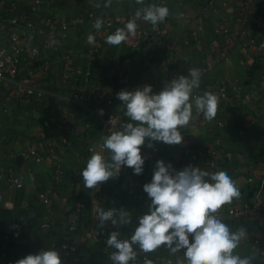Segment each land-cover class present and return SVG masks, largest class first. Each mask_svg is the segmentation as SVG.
<instances>
[{
  "label": "crops",
  "instance_id": "1",
  "mask_svg": "<svg viewBox=\"0 0 264 264\" xmlns=\"http://www.w3.org/2000/svg\"><path fill=\"white\" fill-rule=\"evenodd\" d=\"M33 1L0 0V48L13 34L19 35L18 83L32 92L28 97H18L14 80L0 79V247L7 223L14 221L17 225L5 256L0 254V264H15L29 254L48 249L62 257L60 244L64 241L78 244L83 264H112L109 255L114 249L106 243L110 233L119 231L121 239L130 238L138 217L147 212L151 201L143 191L142 180L126 166L99 189L84 187L80 173L92 154L86 147L90 144L99 151L100 137L111 129L95 109L114 98L107 113L120 117L113 130H121V125L130 121L123 115L122 102L114 97L119 86L134 91L151 85L158 93L167 81L178 77L175 72L184 62L211 58L216 64L201 80V90L218 97L216 117L211 122L201 121L193 112L195 119L180 129L181 144L153 142L154 147L144 146L141 152L145 157L158 148L156 161L170 163L177 171L191 165L210 173L227 172L241 196L222 207L221 219L233 231L245 227L248 236L237 251L255 253L252 241L264 234V210L254 211L242 221L227 213L258 194V173L264 158V50L244 52L231 35L240 24L238 12L243 0H145V5L167 6L169 16L155 29L138 20L137 30L143 40L137 48H133L130 37L119 46L106 43V37L125 26L128 16L141 7L135 0H112L107 8V0H44L36 12L32 11ZM250 6L255 19L253 33L264 38L259 25L264 21V0H251ZM87 8L109 17L114 27L95 32L84 15ZM89 34L94 37L92 43L87 41ZM77 90L80 102L74 99ZM221 91L227 93V101L219 100ZM219 118L225 122L224 128L219 126ZM44 121L49 123L48 128L42 126ZM76 126H89L90 139L76 136ZM201 147L215 148L217 153L193 160L192 155ZM29 149H36L32 156L27 155ZM104 154L108 155L106 151ZM18 155L23 157L19 166L15 161ZM37 157L43 158L39 164L35 162ZM14 172L23 177L21 189L10 185ZM45 190L49 192L48 204L39 198ZM7 202L13 204V210L4 209ZM79 203H85L88 211L79 216L77 230L70 232ZM97 208L126 210L132 224L108 222L99 227ZM44 224L48 227H42ZM97 234L106 241L96 242ZM260 250L264 251V246ZM139 254L137 264H142ZM147 254L153 264H179L183 258L182 252L171 255L165 248ZM254 264H264V255Z\"/></svg>",
  "mask_w": 264,
  "mask_h": 264
},
{
  "label": "clouds",
  "instance_id": "2",
  "mask_svg": "<svg viewBox=\"0 0 264 264\" xmlns=\"http://www.w3.org/2000/svg\"><path fill=\"white\" fill-rule=\"evenodd\" d=\"M135 3L141 7L123 28L106 37L107 44L119 46L134 36L138 20L155 29L169 16L167 6L145 5V0H135ZM111 4L112 0H107L104 7ZM103 23L97 18L92 27L100 30ZM87 41L92 43L93 35L89 34ZM201 77L198 68H189L188 75L167 81L158 93L153 92L151 85L117 93L123 115L130 122L123 123L121 130H113L114 121L110 120L109 134L100 137V150H90L92 154L80 173L84 187L99 189L101 184L118 177L125 166L132 168L136 175L142 174L146 159L142 147L152 148L153 142L181 144L180 129L195 119L194 110L196 115L203 114L211 122L216 117L219 101L211 92L195 94L201 86ZM143 191L151 203L147 212L138 217L130 238L121 239L119 231H112L106 241L114 249L109 255L112 264H137L138 251L147 254L161 248L171 255L182 252L179 264H254L264 255L259 249L248 255L238 252L242 241L247 239V229L241 226L233 231L221 219L222 207L241 196L227 172L210 173L191 165L177 171L170 163L166 165L163 160H157L151 182L143 185ZM96 213L99 227L108 222L121 226L132 224L130 213L123 209L97 208ZM15 264H62V260L58 251L48 249L29 254ZM143 264H153V261L144 259Z\"/></svg>",
  "mask_w": 264,
  "mask_h": 264
},
{
  "label": "built area",
  "instance_id": "3",
  "mask_svg": "<svg viewBox=\"0 0 264 264\" xmlns=\"http://www.w3.org/2000/svg\"><path fill=\"white\" fill-rule=\"evenodd\" d=\"M44 0H34L33 1V12H36L37 9H39ZM89 1H95V0H89ZM250 1L251 0H243L239 12H238V18L240 19V24L239 26L232 31V37L234 38L235 41H238L241 46L242 50L245 52L248 49L250 50H264V38H260L257 35L253 33L252 30V23H254V16L251 10L250 6ZM135 11V10H134ZM134 11L128 16V20L132 19L134 17ZM84 15L87 17V19L90 22V25L92 26L93 23L97 18H100L103 20V26L100 30H96L93 28V30L97 33L103 32L105 29L112 28L114 27L113 21L106 16L99 15L94 10L92 9H85L84 10ZM127 20V22H128ZM138 22V21H137ZM260 27L264 29V21H262L260 24ZM124 25L120 28H123ZM62 29L65 31L67 28L66 26H62ZM217 33H220L219 30L216 31ZM163 34L166 32L163 31ZM132 39V46L133 48H137L142 40H143V35L137 30L136 34L134 36H129ZM228 49L223 51V56L227 55ZM19 52H20V37L19 35L13 34L10 42L0 48V79L4 78H10L11 80H14V90L15 93L18 97H28L32 92L28 90L26 87H23L21 84L18 83V79L20 77V70H21V60L19 57ZM33 53H35V49L32 50ZM216 64V61L211 59H205V60H189L187 62H184L182 65L178 67L176 70L175 74L177 76L180 75H188V70L189 68H198L201 73L203 78H206L207 76L210 75L212 70L214 69ZM77 73H80V70H77ZM24 82H26L24 80ZM262 87H264V81L262 83ZM122 90H126V86H119L115 93L114 97L117 98V93H119ZM201 86L200 88L196 91L195 94L199 95L202 94ZM75 101H79L81 97L79 96V91L77 90L74 95ZM219 100L221 101H227L228 100V95L225 91H221L219 94ZM114 104V98L108 99L106 101V106L105 107H99L95 109L96 115L102 120V122L108 126L112 127L110 124V120L114 121V125L116 121L120 120V117L113 116L112 114L107 113V109L111 108ZM102 110V114H101ZM195 112V110H194ZM199 120L205 121L203 114L197 115ZM218 124L221 128L225 127V122L221 120L220 118L218 119ZM44 128L49 127V123L47 121L43 122L42 125ZM73 133L78 136V135H83L86 139H90V134H89V126H86L85 128H81L80 126H76L73 128ZM86 150L88 153H91L93 150L92 145H87ZM36 149H29L28 151V156L33 155L35 153ZM159 153L158 148H153L150 152L145 154L146 161L147 163L143 166L144 171L140 175H136L133 172V169L130 168V173L133 176L138 177L139 179L142 180L143 184L151 182L155 165H156V156ZM210 153V156H215L217 153V150L215 148L213 149H205L204 147L199 148L193 155L192 159L196 160L200 157H206ZM43 161L42 157H37L35 158L36 163H41ZM213 164V163H212ZM259 178L261 180L258 194L255 196V198L243 205V206H235L231 208L227 213L229 216L242 221V220H247L250 214L254 211H262L264 210V158L262 159V169L258 173ZM56 177H58V174L56 173ZM10 185L16 189H21L24 185L23 177L18 174L17 172H14L10 178ZM49 192L44 191L39 194L40 200L43 202V204H48L49 200ZM4 209L6 210H13L14 206L12 203L7 202L4 204ZM88 208L85 203H79L76 207V213L74 217L71 219L70 223V232H75L77 230L76 225H77V220L79 216H85L87 214ZM42 227L47 228V224H44ZM17 229V225L14 221H10L7 223L6 228L3 232V244H1L0 247V254L1 256H5L6 254V247H7V242L12 235L13 232H15ZM96 242L98 243H103L106 241V239L102 236L97 234L96 235ZM264 246V234L259 235L255 237L252 241V248L256 251V249H261ZM60 248L62 250V264H83L82 258H81V252L79 249V246L76 242L72 241H64L60 244ZM144 259H150L148 254L145 253H140L138 261L143 264Z\"/></svg>",
  "mask_w": 264,
  "mask_h": 264
},
{
  "label": "water",
  "instance_id": "4",
  "mask_svg": "<svg viewBox=\"0 0 264 264\" xmlns=\"http://www.w3.org/2000/svg\"><path fill=\"white\" fill-rule=\"evenodd\" d=\"M23 160L22 155H18L15 158L16 164L19 166L21 164V161Z\"/></svg>",
  "mask_w": 264,
  "mask_h": 264
}]
</instances>
